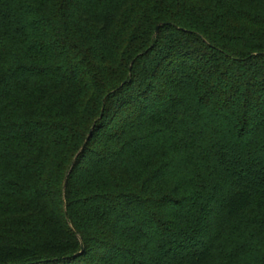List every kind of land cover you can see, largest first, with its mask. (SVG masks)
Returning <instances> with one entry per match:
<instances>
[{
    "label": "trees",
    "instance_id": "1",
    "mask_svg": "<svg viewBox=\"0 0 264 264\" xmlns=\"http://www.w3.org/2000/svg\"><path fill=\"white\" fill-rule=\"evenodd\" d=\"M0 264H264V0H0Z\"/></svg>",
    "mask_w": 264,
    "mask_h": 264
},
{
    "label": "water",
    "instance_id": "2",
    "mask_svg": "<svg viewBox=\"0 0 264 264\" xmlns=\"http://www.w3.org/2000/svg\"><path fill=\"white\" fill-rule=\"evenodd\" d=\"M159 27H160V25L156 27V29H155V33H157V32H158V30H159Z\"/></svg>",
    "mask_w": 264,
    "mask_h": 264
}]
</instances>
